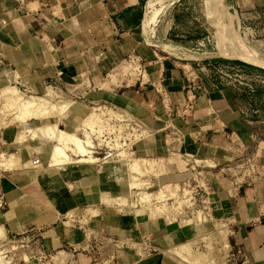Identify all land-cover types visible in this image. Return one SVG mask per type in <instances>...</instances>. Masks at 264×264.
<instances>
[{
  "label": "crops",
  "instance_id": "1",
  "mask_svg": "<svg viewBox=\"0 0 264 264\" xmlns=\"http://www.w3.org/2000/svg\"><path fill=\"white\" fill-rule=\"evenodd\" d=\"M166 1L0 0V81L8 82L5 70H13L18 77L17 87L24 86L28 92L41 94L50 86L90 103L102 102L125 110L153 133L171 130L182 141L178 146L185 154L215 163L214 167L202 165L205 172L206 168H219L215 173L209 171L212 186L218 201L223 202L224 214L234 222L235 240L243 244L246 264H264V114L258 115L264 108L261 100L257 103L256 90L241 92L222 82L206 65L205 71L193 70L189 77L176 62L159 61L145 53L142 34L147 39L153 32L150 20ZM230 1L240 16L258 13L262 10L260 2L264 3V0ZM204 3L209 20L218 27L214 33L216 51L200 53L184 49L170 55L199 59L218 53L264 66V46L246 44L233 30L235 15L228 11L226 3L223 0ZM176 16L186 17L185 13ZM195 20L192 31L198 33L203 23ZM177 29L183 31L176 25L168 28ZM131 54L144 56L152 66L150 70L160 72L157 81L160 91L140 86L124 90L112 82V71ZM75 67L80 68V77L75 75ZM192 95V107L187 109L188 97ZM11 139L8 130L0 131V151L6 149L5 144ZM243 159L253 167L250 175L241 185L225 181L224 167ZM87 171L85 166L74 165L45 172L0 169V225L6 234L3 239L32 230L41 235L42 250L48 254L61 246L73 249L80 246L85 234L56 220L75 205L72 202L76 198L70 196L68 189H62L65 180L86 181ZM83 190L80 187L74 193L84 203L88 194L94 195L95 191ZM221 190L225 192L223 195L219 193ZM52 192L57 195L50 197ZM105 225L118 232L124 230V219L114 224L106 221ZM74 255L62 249L50 256L48 262L18 260L15 264H62L63 259ZM76 260L79 264H90L84 253L76 254Z\"/></svg>",
  "mask_w": 264,
  "mask_h": 264
},
{
  "label": "rangeland",
  "instance_id": "2",
  "mask_svg": "<svg viewBox=\"0 0 264 264\" xmlns=\"http://www.w3.org/2000/svg\"><path fill=\"white\" fill-rule=\"evenodd\" d=\"M223 1L228 7V11L235 15L231 25L233 30L236 31L242 40L251 46H264V3L260 2L259 4V7L262 9L261 11H257L259 14L250 13L248 15L240 16V14H238L240 12L233 5L232 1ZM183 13H185L186 17L178 19L176 14L179 15ZM197 18L198 21L203 23V28L202 31L195 33V31H192V22L196 21L195 19ZM151 24L153 32L151 31L150 36L146 39L142 34L143 42H146L144 44L145 53L147 51L148 55L155 56V58L159 61L167 60L176 62L181 71L189 77H191L193 70L196 72L200 71V69L205 71L204 65H206V68L209 67L212 70V73L215 72L217 76L223 77V79H221L222 82L231 81V83L239 87L241 92H243L244 89L256 90L254 96H257V103L261 100L262 107L264 108V74L262 73L264 72V66L249 63L239 58L222 56L218 53L210 56H204V58L199 59H189L183 56L176 57L174 55H170L171 53L178 54L184 49L200 53L203 50L212 52L216 51V39L214 33L218 31V27L214 25V22L209 20L204 0H167L166 5L162 8V10L151 19ZM174 25H176L177 28L183 29V31H179L178 29L177 31H169L168 28H171ZM188 28L189 30L187 32ZM164 31L165 33H163ZM141 33H143L142 30ZM152 39L162 41L160 42L163 45L162 50H160L156 44L152 43ZM232 53L239 55L235 52ZM158 56H160V58ZM221 59H225L226 62L221 61ZM130 61L134 62V66L138 65L142 71H145L148 74H154L152 69L150 70L152 66H149L147 59H145L144 56H139L138 54H131L124 57L123 61L116 67V69L123 63ZM227 65L228 67H225ZM221 71L226 73L228 76L222 75ZM113 72H115V69L112 73ZM5 74L8 77V82L3 83L4 81H0V88L9 87L16 92L14 95H22L23 99L35 97L36 95H44L45 92L41 94L28 92L25 90L24 86H19L18 88L15 84L18 83V77L15 71L5 70ZM148 76L149 75H147V77ZM147 77L146 80L144 79L145 77L142 78L141 74L137 76L125 74L117 75L115 78L113 76L111 79L113 83L120 85V87L124 90H127V87L134 88L135 86H140L143 89L145 87H156V89L160 91L161 88L157 82L159 79H155L154 75L152 76L153 78L150 79ZM82 82L84 81L82 80ZM53 89L63 95H61L62 97H56V101L61 99L72 100L76 101L78 105H82L85 108L91 107L92 109L99 106H106L109 109L121 112L124 115L134 117L125 110L117 108L113 105L102 102L90 103L85 101L82 97L78 98L71 93L68 94L67 91L62 93L58 89ZM6 97L7 96L5 95H0V131L3 129L8 130L12 136V141L5 144L6 149H4V151H0L1 170H35L33 163L38 157V152L35 150L47 149L48 145H52L54 142V144L65 149L66 155L62 157V154H59L57 151H53L45 157L47 158L45 164H43L42 161H40L42 165L38 163V165L45 168V171L53 170L54 156H56V158H59L60 156L64 160V166L62 169L66 166L68 167L73 165L77 167L85 166L88 168L86 176L89 177H87L88 179L86 181L82 180L83 178H79L76 182L72 179H66V183L63 184L64 186L62 189L65 191L68 189L67 191L70 196L76 198L72 202L75 205L72 206L71 210H68L66 213H61L62 215L58 220H56V222L60 225H66L71 228H79L85 236L80 246H75V249L68 245L61 246L57 249H64L70 254H75L74 256H70V258L66 257V259H63L62 264H79L76 260V254L78 253L86 254L88 259H90V264H192L194 261L192 259L194 258H192L193 256H188L192 254L186 255L184 253L185 255L182 254L181 257V254L178 255L177 252H172L173 249L177 250V248L181 246V241L186 240L191 235L190 231H192L187 230V226L184 225L185 221L183 220V216L181 214L178 215V212L173 213L169 210L171 204L175 201L176 195L180 196L182 200L185 201H187L186 197L193 196L194 198L192 204H186V217H192L198 212L204 214L211 213L214 216L213 220H222L224 222V229L230 232L228 236V239L230 240L228 245L229 248L224 250L225 253L222 252L223 250H220L222 247L220 248L221 243L219 241L216 243L219 246V249L216 245L215 251L213 248L210 250V254H212L210 256V261H212L211 264L247 263V258L243 252V244H240L235 240L234 222L224 214L223 208L225 207H223V202L218 201V197L215 192L216 190H214L212 186L211 172L215 173L219 168L215 170L206 168L208 172H205V168H203L202 165L209 166L207 162L209 159L203 160L195 157L193 158L191 155L185 154L178 146L182 143V141L177 139L179 137L171 133V130L168 129L166 131L163 130L162 132L153 133V131L146 126V128L151 131V137L154 140V144L144 146L139 142H135L133 138L129 136V132L127 131L128 129L120 131L119 127H114L112 131L110 129L112 126H108L107 124L103 126L100 124V127L99 124H96L90 132V136L94 142L93 150L95 153L93 154L95 155V158H98V160H105L107 162L103 164L104 172L98 173L99 171L97 172V170L103 166L100 163H95L96 161H92L90 164H85L81 161L73 163V161L76 160V157L80 160L84 157L90 158V155H85V153L77 146L76 143L78 140L75 138H80L74 135L73 131H70L67 124L63 122L56 125L49 124L51 129H55V134L50 130L44 129L45 124H23L22 121H20V114L23 112L22 109L19 105H15V107H10L8 104L5 105L8 102V97L5 99ZM4 105L8 108H5ZM19 111L20 113H18ZM260 112L261 113L258 112V115L263 116L264 109ZM135 124L136 123L133 121L130 126ZM23 125L26 127V130L24 129L23 131L25 140L23 143L17 144L15 139L17 138L19 131L21 129L23 130ZM81 125L85 124H80V126H78V132L81 136H83L84 126L81 127ZM99 128H102L103 131ZM53 137L55 138L51 139ZM168 137L171 139V142ZM66 138L73 140L76 143L74 145H70L65 140ZM112 145L115 147L121 146L122 148L120 147V149L125 152H133V154L128 153L125 158H131L136 155L167 159L169 156L168 154L173 152L176 153L183 161L190 162L188 163L189 165L187 164L184 166V164L180 165L181 162H178V160H175V163L172 164H169L167 160V163L165 162L164 164L154 165L153 167L156 171L150 173L146 172V174L141 175L136 173L133 169L131 170L130 168H125L124 163L121 164L115 160L111 149V147H113ZM209 161L214 164L213 161ZM249 163L250 161L243 159L225 166V173H222L225 181L230 180L232 184L241 185L246 176H249L253 170V167L250 166ZM141 167L142 171L149 170L148 165H142ZM209 167H214V165ZM62 169L60 168L59 170ZM209 171L211 172L209 173ZM127 179H129V181H148L147 183L150 184V186L148 187V190H146L148 192H153L152 199L150 198V202H147L148 205L150 203L148 209H142V207L147 204H143L141 202L140 197H137L138 193H135L136 196H134V199L129 198V195H131V188H126L122 184V182ZM80 187L86 192L95 191L94 195L88 194V200H84V203L83 200L77 198L78 194L74 193V189ZM91 187L92 189H90ZM185 188L191 190L186 193V195L183 193ZM223 192L224 191L221 190L219 193L223 195L225 193ZM113 194H117L119 196L118 199L120 200V202L114 203V206L106 203V200H108L107 198L113 196ZM50 195V197H53L54 195H57V193L52 192ZM183 196H185V198H183ZM220 198L222 199V197ZM206 200L207 202H205ZM165 211H167V214ZM160 212H164L163 214L165 216H162V213L160 214ZM167 215L169 218L171 216V218L169 219ZM172 216L176 218L175 221ZM220 216L222 217L220 218ZM166 217L169 219V222ZM121 218L124 219V230L115 232L110 231L109 228L106 227V221H110L114 224V222L116 223V220L121 221ZM171 219L176 223H173ZM203 222L204 219L193 218L192 225L195 227L201 226L205 224ZM98 225L101 226L96 227ZM148 225L151 226V228H149ZM179 225L180 227H183L180 228ZM212 225L211 221L207 222V229L213 228ZM31 231L32 230H27L25 233L18 234L15 237L10 235L6 237L7 239L5 238L0 240V249L6 248L5 252L2 253L3 255H0V261H10L9 264H15L18 260H21L22 263H25L26 261L48 262L50 260V256L54 255L57 250L49 253L50 255L45 252V250L43 251L41 235ZM213 233V231L208 232L209 236L211 234L213 235ZM227 251L228 253L226 254ZM60 254H64V252L60 251ZM169 254L172 255L170 256ZM225 254L226 256H224Z\"/></svg>",
  "mask_w": 264,
  "mask_h": 264
},
{
  "label": "bare ground",
  "instance_id": "3",
  "mask_svg": "<svg viewBox=\"0 0 264 264\" xmlns=\"http://www.w3.org/2000/svg\"><path fill=\"white\" fill-rule=\"evenodd\" d=\"M29 6L31 7V5H29ZM152 41H153L152 43L156 44L158 46V48L160 50H162L163 45H162V43H160L162 41L155 40V39H152ZM158 57L160 58V56H158ZM47 63H49V62H47ZM133 64H134V62H132V61L123 63L121 66H119L117 69H115V72L112 73V77L114 76V78H115L117 75H125V74L132 75V76H137V75L141 74L142 78L145 77L144 79H146L147 75H149L147 77L149 79L153 78L152 77L153 75H154V77L156 79L159 76H161V75H159L160 72H158V71L155 72L154 74H148L147 72L142 71L139 68L138 65L134 66ZM134 67H135V69H134ZM61 68H63V67L61 66ZM73 71H74L75 75H77L79 77L82 74L81 71H80V68H78V67H75ZM136 71H138V72H136ZM112 77H110V78H112ZM70 81H72V80H70ZM80 83L82 84L84 82H82V80L80 79ZM70 87H71V85H70ZM15 93L16 92H14L9 87L0 88V95H5V96L8 97V99H7V97L5 98V99L8 100L7 103L4 101L6 103L5 105L8 104V106H10V107L11 106L15 107V105H19V107L22 109L23 112H21L22 114H20L21 115L20 116V121H22L23 124H28V125L29 124L30 125L31 124H36V123L37 124H39V123L40 124H45L44 125V129L50 130L54 134H55V129H53V128L51 129L49 124H55L56 125V124H60L62 122L67 124V127L70 129V131H73L74 135L78 136L80 139L75 138L76 140H78L77 143L74 142L73 140L68 139V138H66L65 140L70 145H74L76 143L77 146L82 150V152L85 153V155H90V158L84 157L83 159H80V160H78V158L76 157L75 158L76 160H74L73 163H75L77 161H81L82 163L90 164L92 161H94V162L96 161L95 163H100L103 166V167H101L100 169L97 170V172L99 171L98 173H101V172L103 173L104 172V165L103 164L107 163V162L105 160L104 161L103 160H98V158L97 157L95 158V155L93 154V153H95L94 150H93L94 149V147H93L94 146V142L92 141V137L90 136V132L93 129V126H95L96 124H99V126H100V124H102L103 126L106 125V124L108 126H112L110 128L111 130L114 129V127L115 128L119 127L120 131L128 129L127 131L129 132V136L132 137L135 142H137V143L139 142V143H141L144 146H146V145L150 146L151 144H154V140L151 137V131L148 130L146 128V126H144L143 123H141L140 121H136L135 118L132 117V116L124 115L121 112L109 109L106 106H102V107L99 106L97 108H93L92 109L89 106H88L89 108H85L82 105H78V103H76V101H72V100L61 99V100H57L56 101L55 100L56 97L57 98L58 97H62L63 95L61 93H59L58 91L54 90L50 86L47 87V89L45 90L44 95H42V96L36 95L35 97H31V98H28V99H23L22 95H14ZM13 103H15V104H13ZM5 105H4V107L8 108ZM37 111L38 112L40 111V112L38 113ZM18 113H20V111ZM30 121H32V122H30ZM133 121L136 124L130 126V124ZM80 124H85V125H81V127L84 126L83 136H81L79 134V132H78V126H80ZM51 126H53V125H51ZM24 129L26 130V127H24V125H23V130L21 129L22 131L20 130L19 133L17 134V138L15 139L16 140L15 142L17 144L18 143H23L24 140H25L24 132H23ZM99 129H101V131H103L102 128H99ZM101 131H100V133H101ZM54 138L55 137H53L51 139H54ZM170 142H171V139H170ZM54 143L52 145L49 144L47 149H36L35 150V151L38 152V157L35 159V161L33 163L34 169L36 171H38V172L39 171L40 172L44 171L45 172V170H44L45 168H43L42 166L38 165V163H40V161H42L43 164H45L46 161H47V158H45V157H47L53 151H57L59 154H62V157L64 155H66L65 149L62 148L59 145L54 144ZM120 147L119 146L118 147L117 146L116 147L115 146L111 147L112 153H113V157L115 158V160H117L121 164L124 163L125 168H127V169L130 168L131 170L133 169L136 173L141 174V175L146 174V172L150 173V172L156 171L153 166L156 165V164H164L167 160H168L167 162H169V164L175 163L174 161L178 160V162H181L180 165L184 164V166L187 165L190 162V161H183L180 157L177 156L176 153H173V152L168 154L169 156H168L167 159L159 158V157L136 156V155L134 157L132 156L131 158H125V156L128 153L133 154V152L132 151L125 152L122 149H120ZM45 153H46V156H45ZM54 157H55L54 158V167L52 169L53 170L54 169L58 170V169H60V168H62L64 166V160L60 156H59V158H56V156H54ZM36 161H38V162H36ZM207 162H208L209 166L215 165V163L214 164L210 163L209 160ZM211 162H212V160H211ZM142 165H148L149 166V170L148 171H142L141 170V168H142L141 166ZM164 168H166V167H164ZM192 169H193V167H192ZM91 182H89V183H91ZM147 182L146 181L143 182V181H139V180L129 181V179H127L124 182H122V184L126 188L127 187L131 188V195H129L130 199H134L135 198L134 196H136L135 193H138L137 197H140L141 202L143 204H147V202H150L149 200H150V198L152 199V195H153V192H148L147 191L148 187L150 186V184H148ZM137 190H138V192H137ZM190 191L191 190L185 188L183 190V193H184V195H186V193H188ZM160 192H161V190H160ZM178 192H177V194H178ZM174 193H175V191H174ZM231 193H232V190H230V194ZM188 195H190V194H188ZM233 196H234V193H233ZM118 197L119 196L117 194H113V196L107 198L108 200H106V203L114 206L113 205L114 203L120 202ZM183 198H185V196H183ZM186 199H187V201L182 200V198L180 196L176 195L175 196V201H174L173 204H171V207H170L169 210H170V212H173V213L174 212H176V213L178 212V215L181 214L183 216V220L185 221L184 225L187 226L186 227L187 230H189V231L192 230V231H190L191 235L186 240L181 241V246L179 248H177V250L173 249L172 252L173 251L177 252L178 255L181 254V257H182V254H184V253L186 255L192 254V255H188V256H193L192 258H194V259H192V260H194L193 263L191 261L192 264H211L212 261H210V259H211L210 256L212 254H210V250L213 248L214 251H215V249H216L215 246L217 245L216 243H217V241H219L221 243L220 244V248L222 247V249H220V250H223L222 252L225 253L224 250H227L229 248L228 245H229V241L230 240L228 239V236H229L230 232L224 229V222L222 220H220V221L213 220L214 216L211 213L204 214V213L198 212L195 215L192 214L193 215L192 217H188V216L186 217V213H187L186 209H185V208H187L186 204H192L194 198H193V196L192 197L190 196V197H186ZM144 201H145V203H144ZM205 202H207V200ZM119 205H120V203H119ZM149 205H150V203H149ZM149 205L148 204L145 205L144 207H142V209L143 210L148 209ZM169 210H167V211H169ZM172 210H174V211H172ZM167 211H165V213ZM161 213L162 212H160V214ZM163 213L161 214L162 216L164 215ZM167 217H168V215H167ZM174 217H175V215H174ZM174 217H173V219L175 221L176 218H174ZM168 218H167V220L169 222V219L171 218V216H170L169 219ZM193 218L204 219L203 223H205V224L195 227L194 225H192ZM174 221H173V223H176ZM209 221H211L212 224H213L212 225L213 228H211V229H207V226H206V223L209 222ZM190 226H192V227H190ZM179 227H180V225H179ZM181 227H183V226H181ZM212 231L214 232L213 235L211 234L209 236L208 232H212ZM5 236H6V234H5L4 227L2 225H0V240H2ZM218 249H219V246H218ZM5 250H6V248L0 249V255L3 252H5ZM227 253H228V251L226 252V254ZM226 254L224 256H226ZM185 258H186V256H185ZM188 258H190V257H188ZM9 263H10V261H5V262L0 261V264H9Z\"/></svg>",
  "mask_w": 264,
  "mask_h": 264
},
{
  "label": "built area",
  "instance_id": "4",
  "mask_svg": "<svg viewBox=\"0 0 264 264\" xmlns=\"http://www.w3.org/2000/svg\"><path fill=\"white\" fill-rule=\"evenodd\" d=\"M225 67H228V66H225ZM223 71V70H222ZM221 71V72H222ZM222 75H224V76H228L226 73H224V72H222ZM220 79H223V77L222 76H220ZM226 84H231L233 87H235L236 89H239V87L237 86V85H234L233 83H231V81H227V82H225ZM194 99V96L192 95V96H190V97H188V101H187V105H186V107H187V109L189 108V109H191V107H192V104H193V100ZM246 177H248V176H246Z\"/></svg>",
  "mask_w": 264,
  "mask_h": 264
}]
</instances>
